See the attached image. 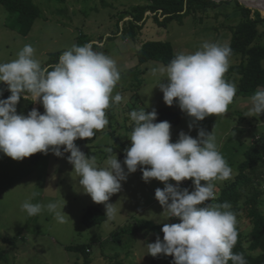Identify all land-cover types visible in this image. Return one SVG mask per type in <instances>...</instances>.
Instances as JSON below:
<instances>
[{
    "label": "rangeland",
    "instance_id": "1",
    "mask_svg": "<svg viewBox=\"0 0 264 264\" xmlns=\"http://www.w3.org/2000/svg\"><path fill=\"white\" fill-rule=\"evenodd\" d=\"M103 1L108 6L104 7L101 0H68L66 3L34 0L40 17L26 37L6 27L10 14L0 5V63L16 59L17 53L25 45H31L35 50L34 58L40 61L42 67H47L53 65L49 64L52 54L62 55L77 44L80 36L87 37L94 51L103 52L116 61L121 79L112 97L119 93L122 100L119 103L110 100V106L106 109L109 123L92 142L82 144L78 139L76 145L91 153L90 157H95L100 167L104 166L109 155H116L127 172L123 161L125 150L131 146L129 138L134 127L130 112L170 109L179 116L178 125L170 128L171 142L178 140L181 131L193 138L197 137L200 129L208 133L214 131L218 151L232 169L230 179L213 182L214 197L217 196L220 189L235 178L237 166L243 161L247 147L254 139L264 137V114L246 116L251 96L244 97L238 92V74L225 73L224 79L236 87L235 97L228 105L227 112L193 122L175 101L171 107L165 105L163 93L157 87L165 77L152 74L154 68L163 64L157 61L141 64L137 53L144 44L157 41L168 42L175 53L185 54L200 50L204 42L229 45L231 34L226 28L238 23V6L234 2L223 4L216 11L207 10V15L204 14L206 17L202 12H197L195 16L186 17L182 24L172 21L164 27L150 18L141 27H131L127 23L130 17L117 24L118 16L127 15L141 0ZM260 1L261 4L257 0L250 1L255 5L249 7L256 9L264 6V0ZM260 13L264 19V12ZM147 15L150 16L149 13ZM200 17L204 18L200 20ZM263 30L264 23L258 26L256 39V44L262 46ZM240 61L239 56L229 57V68ZM162 83L167 84V80ZM37 106L31 100L21 99L17 104V114L26 116L32 109L38 110ZM190 123L193 124L191 131ZM107 148H111L112 152L107 153ZM68 155L70 153L57 157L50 150L47 155L39 153L38 159L31 162L28 157L15 161L0 153V264H161L164 255H148L147 244L154 243L158 236L162 241L163 236L134 232L133 229L139 222L170 224V218L163 213L162 206L155 199V190L163 189L164 183L155 179L144 182L138 168L135 173L127 175L121 191L108 201L116 207L115 216L112 219L106 217L99 225L87 227L82 222L87 208L96 206L105 214V206L94 203L82 191L78 184L79 177L68 163ZM253 169L250 176L256 182L258 178L261 179L257 189L264 213V165ZM168 183L175 186V181ZM188 190L191 192L194 189ZM252 191L249 188L245 192L249 194ZM25 201L45 207L38 215L28 216L21 209ZM49 203H56L57 211L64 207L63 212L69 218L65 216L64 222L58 221L55 213L47 209ZM237 223L245 232L250 230L244 218ZM115 233L119 238L114 241ZM78 246L86 250L87 258L78 250H67V247Z\"/></svg>",
    "mask_w": 264,
    "mask_h": 264
},
{
    "label": "clouds",
    "instance_id": "2",
    "mask_svg": "<svg viewBox=\"0 0 264 264\" xmlns=\"http://www.w3.org/2000/svg\"><path fill=\"white\" fill-rule=\"evenodd\" d=\"M34 53L31 45H25L16 59L0 63V83L11 93L0 99V153L15 161L37 153L47 155L50 150L57 157L70 153L67 160L79 177L82 191L94 203L105 206L108 219L116 214L115 205L108 203L110 197L120 192L127 175L139 168L144 182L155 179L164 183L163 189L155 190V199L163 213L180 221L164 224L163 240L158 236L147 244L148 255L172 256L173 264H247L243 253L232 251L238 232L231 205L206 203L214 199L213 182L232 175L218 151L214 131L200 129L196 138L181 131L173 143L170 123H156L155 109L133 110L131 146L125 150L123 161L127 172L116 155H109L103 167L97 166L95 157L86 156L75 141L95 137L109 123L106 109L110 100L121 102L119 93L112 97L121 79L116 61L94 51L92 44H74L60 55L58 63L47 67H42ZM230 56L227 44L204 42L195 53H177L166 66L154 68V76L167 80V84L161 81L157 86L165 105L171 107L175 101L193 122L227 112L236 94L235 85L224 79ZM21 99L42 104L43 114L35 108L26 116L17 114ZM261 114L264 89L251 96L246 116ZM192 127L190 123V131ZM105 151L111 153L112 149ZM170 180L175 186L168 183ZM185 180L192 181L194 191L179 188ZM43 207L29 201L21 205L28 216L38 215ZM46 207L64 222V207L59 211L56 203Z\"/></svg>",
    "mask_w": 264,
    "mask_h": 264
},
{
    "label": "trees",
    "instance_id": "3",
    "mask_svg": "<svg viewBox=\"0 0 264 264\" xmlns=\"http://www.w3.org/2000/svg\"><path fill=\"white\" fill-rule=\"evenodd\" d=\"M59 3H66L68 0H54ZM142 2L133 7L127 15L120 14L117 24L121 23L125 17H130L127 23L132 26L141 27L147 19H153L159 26L166 27L170 22L176 21L182 24L183 20L190 16L202 12L203 16L207 10L216 11L223 4L234 2L239 8L240 17L238 23L228 26L226 29L230 32L231 56H239L241 61L238 65H234L228 69L226 74L236 73L239 75L238 92L244 97L252 96L258 89L264 88V46L256 44L259 35L258 26L264 23L261 14L242 5H238L237 1H220L216 0H141ZM104 7L108 6L101 0ZM0 5L10 14V18L6 23V27L18 35L26 37L37 18L40 17V11L35 5L34 0H0ZM149 13L150 16H146ZM206 15L204 17H206ZM218 15V14H217ZM203 17V18H204ZM202 18V19H203ZM200 20L201 17L199 18ZM124 25V23H123ZM264 34V30H263ZM87 37L80 36L77 44L83 46L89 44ZM168 42H154L144 44L137 53L139 63L148 61H157L166 66L176 55ZM60 53H54L49 57V64L58 63ZM0 97L10 96L6 84L0 83ZM42 110V111H41ZM38 111L43 112L42 104L38 103ZM168 121L171 127H175L179 123V116L170 109H162L157 111L156 123ZM94 137L89 139H81L82 144L92 142ZM80 150L86 155L85 148ZM39 153L30 157L31 162L38 159ZM264 165V137L254 139L244 152V159L238 166V172L233 181L225 184L214 199L207 201L211 204L231 205V211L236 217V229L238 232L237 243L233 248V253H243L247 264H264V213L261 210L260 191L257 189L261 185L260 178L257 182L250 176L253 168ZM203 183V182H202ZM193 188L190 180L189 185H185L183 189ZM252 188L251 193L245 191ZM194 191V190H193ZM245 197V199H243ZM242 218L246 220L250 226V230L245 232L237 222ZM106 220L103 211L96 207L90 206L82 216V222L87 227L101 224ZM178 218H170V224L179 223ZM164 225H156L151 222H139L134 227V232L144 231L163 236L161 231ZM113 240H118V233L114 234ZM78 250L87 258L86 250L83 247H67V250ZM172 256H163L161 264H173ZM87 260V259H86ZM229 264H232L229 261Z\"/></svg>",
    "mask_w": 264,
    "mask_h": 264
},
{
    "label": "bare ground",
    "instance_id": "4",
    "mask_svg": "<svg viewBox=\"0 0 264 264\" xmlns=\"http://www.w3.org/2000/svg\"><path fill=\"white\" fill-rule=\"evenodd\" d=\"M238 1L240 3L248 5V6L255 5L254 3H249L250 1H254V0H238ZM256 6H258V5H256ZM256 9H258L259 11L264 12V6H258V7H256Z\"/></svg>",
    "mask_w": 264,
    "mask_h": 264
},
{
    "label": "water",
    "instance_id": "5",
    "mask_svg": "<svg viewBox=\"0 0 264 264\" xmlns=\"http://www.w3.org/2000/svg\"><path fill=\"white\" fill-rule=\"evenodd\" d=\"M220 1H237V0H216V2L217 3H219ZM255 1V0H254ZM238 2V1H237ZM257 3H262L260 0H257ZM241 4V3H240ZM242 6H244V7H246V8H249V9H252L251 7H249L248 5H245V4H241ZM252 10H256V11H258L259 13H260V11L259 10H257V9H252ZM261 14V13H260Z\"/></svg>",
    "mask_w": 264,
    "mask_h": 264
},
{
    "label": "built area",
    "instance_id": "6",
    "mask_svg": "<svg viewBox=\"0 0 264 264\" xmlns=\"http://www.w3.org/2000/svg\"><path fill=\"white\" fill-rule=\"evenodd\" d=\"M176 183V182H175ZM190 184V180H185V181H182L181 184L179 185V188H182L183 186L185 185H189Z\"/></svg>",
    "mask_w": 264,
    "mask_h": 264
},
{
    "label": "crops",
    "instance_id": "7",
    "mask_svg": "<svg viewBox=\"0 0 264 264\" xmlns=\"http://www.w3.org/2000/svg\"><path fill=\"white\" fill-rule=\"evenodd\" d=\"M37 105H38V103H37ZM38 107V106H37ZM37 109V108H36Z\"/></svg>",
    "mask_w": 264,
    "mask_h": 264
}]
</instances>
